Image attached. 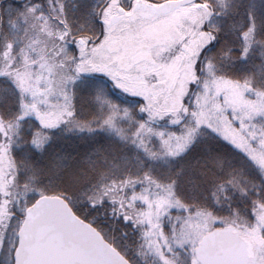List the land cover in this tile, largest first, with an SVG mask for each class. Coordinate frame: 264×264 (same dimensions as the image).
<instances>
[{"label":"snow or ice","instance_id":"1","mask_svg":"<svg viewBox=\"0 0 264 264\" xmlns=\"http://www.w3.org/2000/svg\"><path fill=\"white\" fill-rule=\"evenodd\" d=\"M0 264H264V0H0Z\"/></svg>","mask_w":264,"mask_h":264}]
</instances>
